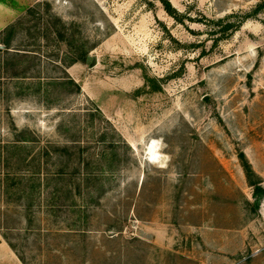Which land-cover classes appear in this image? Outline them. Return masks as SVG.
Listing matches in <instances>:
<instances>
[{"label": "rangeland", "instance_id": "374dc122", "mask_svg": "<svg viewBox=\"0 0 264 264\" xmlns=\"http://www.w3.org/2000/svg\"><path fill=\"white\" fill-rule=\"evenodd\" d=\"M11 25L0 264H264V0H0Z\"/></svg>", "mask_w": 264, "mask_h": 264}, {"label": "trees", "instance_id": "16d2710c", "mask_svg": "<svg viewBox=\"0 0 264 264\" xmlns=\"http://www.w3.org/2000/svg\"><path fill=\"white\" fill-rule=\"evenodd\" d=\"M164 2H166L165 7L168 10V12L172 13L173 11H175L174 9H171L172 6L170 5L169 2H167V1H164ZM172 14H175V13H172ZM53 26H54V29H52V27H51L52 30H50L49 27L47 28L48 33L52 34L54 39L56 38V39H58V41L66 42V44L68 46H70V48L73 50V51H71L73 53V55H70V57H68L70 59L68 65L72 66L77 61L84 60L87 57V54L89 52V48H87V42L84 41L83 39L76 38L72 34L69 35L71 32L68 33L69 29H67L66 25L62 22V20L60 18H54L53 19ZM3 32H4L3 35L5 36L7 34V36L5 39L0 41V45H1L0 54L2 52V49L5 50L6 52L10 53V49H12L13 37L15 34V26L14 25L8 26L5 29V31H3ZM73 33H75V32L73 31ZM17 54H19V53H17ZM25 72L26 71H24V73ZM13 76L17 77L18 75H17V73H13ZM58 82L59 81H54L53 86H55V87H57V86L66 87L67 85H69V86L72 85L74 87V89H72V90L69 89V91H68L69 94H71L73 92L81 93V86L78 85L77 83H75V81L72 79H68V83H65V82L64 83H58ZM101 141L105 144L110 143L112 145H115V143H116V141H108L107 137L105 135L101 137ZM27 142H30V139H28L27 137H25V138L20 137L17 140V144H19V145L25 144ZM73 146L74 147L64 148V151L66 153H68V155L70 156V159L72 157V153L69 150L70 148L77 151L80 154V157L77 158L78 164L76 163V165L74 167L72 166L71 170L69 171L70 172L69 175L71 177L75 178L82 171L81 166H83V163L85 161L84 150H86L87 147H81V145L79 143H76ZM81 150H82V152H81ZM240 158H241L242 162H245V165L243 167L245 168L247 175L250 176V174L252 173V169H251L250 165L248 164L246 157L243 154H241ZM89 166H90V163L88 162L86 164V168H88ZM89 180H90V176H88L87 181H89ZM254 187H255V194L256 195H260L261 193H264V187H262L261 185L256 183L254 185Z\"/></svg>", "mask_w": 264, "mask_h": 264}, {"label": "bare ground", "instance_id": "6f19581e", "mask_svg": "<svg viewBox=\"0 0 264 264\" xmlns=\"http://www.w3.org/2000/svg\"><path fill=\"white\" fill-rule=\"evenodd\" d=\"M157 150L158 148L154 144L149 148V157L151 161H155L159 158Z\"/></svg>", "mask_w": 264, "mask_h": 264}, {"label": "crops", "instance_id": "0c3cea01", "mask_svg": "<svg viewBox=\"0 0 264 264\" xmlns=\"http://www.w3.org/2000/svg\"><path fill=\"white\" fill-rule=\"evenodd\" d=\"M6 29V28H5Z\"/></svg>", "mask_w": 264, "mask_h": 264}]
</instances>
